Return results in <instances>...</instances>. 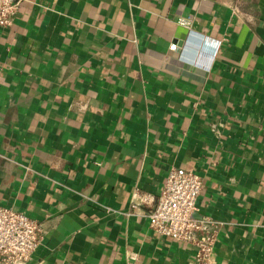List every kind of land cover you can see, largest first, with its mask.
I'll return each instance as SVG.
<instances>
[{"label":"crops","instance_id":"obj_1","mask_svg":"<svg viewBox=\"0 0 264 264\" xmlns=\"http://www.w3.org/2000/svg\"><path fill=\"white\" fill-rule=\"evenodd\" d=\"M172 167L221 224L211 264H264V0H22L0 30V207L41 226L26 264H195L145 217Z\"/></svg>","mask_w":264,"mask_h":264},{"label":"built area","instance_id":"obj_2","mask_svg":"<svg viewBox=\"0 0 264 264\" xmlns=\"http://www.w3.org/2000/svg\"><path fill=\"white\" fill-rule=\"evenodd\" d=\"M22 0H0V30H8ZM236 9L233 8V11ZM181 26L186 21L178 22ZM171 45L170 50H175ZM202 187L201 177L191 171L169 168L153 208L145 217L155 236L194 248L195 264H211L213 244L221 224L208 218L196 219V201ZM147 196L132 195L130 209L148 205ZM42 239L41 226L23 213L0 207V264H26Z\"/></svg>","mask_w":264,"mask_h":264}]
</instances>
